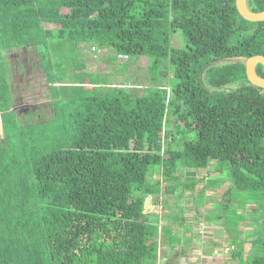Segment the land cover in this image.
Returning <instances> with one entry per match:
<instances>
[{
    "label": "trees",
    "instance_id": "trees-1",
    "mask_svg": "<svg viewBox=\"0 0 264 264\" xmlns=\"http://www.w3.org/2000/svg\"><path fill=\"white\" fill-rule=\"evenodd\" d=\"M94 46L113 61L146 57L145 92L86 72ZM30 48L53 116L25 124L10 78L23 66L15 52ZM252 56H264V21L242 19L235 0H0V264H158L160 241H180L145 211L161 192L149 179L160 169L179 200L198 182L179 170L211 160L227 191L251 196L261 225L247 249L232 238L230 259L264 264V90L246 79Z\"/></svg>",
    "mask_w": 264,
    "mask_h": 264
},
{
    "label": "rangeland",
    "instance_id": "rangeland-1",
    "mask_svg": "<svg viewBox=\"0 0 264 264\" xmlns=\"http://www.w3.org/2000/svg\"><path fill=\"white\" fill-rule=\"evenodd\" d=\"M171 46L174 48L183 46L178 33L173 35ZM84 53L86 72L96 73L99 81L107 82L109 85L105 87H130V89H134L136 88L134 85H137V91L140 94L145 92V77L148 67V59L146 57H130L126 59L118 57L113 61V53L110 49L105 51L96 48V51H92L90 48V52L85 50ZM14 60L23 64L19 70L14 64L12 65L13 75L10 78L14 101L12 109L18 115L20 122L29 124L51 118L53 115L50 105L49 83H47L44 72L39 66V55L33 48H30L24 54L15 52ZM171 71L169 69L163 70V83L166 84L169 81ZM230 87H234V85ZM223 170L219 168L217 162L212 160L204 170L180 169L178 175L181 182L191 177L197 179L198 182L194 191H190L191 193L181 189L177 190L175 195L180 197L179 200L164 192V187L171 188L172 183L163 181L160 169H156L149 179L151 184L154 183L160 186L161 192L157 198H145V211L151 210L150 212L154 214L157 212L156 214L160 216L162 222L168 211L167 207H170V203H172L171 208L176 209V213L172 210L175 214H173V218L181 225L182 234L179 237L171 232V236L180 239V243L182 239H185L186 245H183L184 248L173 249V251L182 254L186 252L188 254L189 249L191 251L196 246L200 247L201 251L199 250L197 258H194L196 254L194 257L193 254L198 252L192 251L190 258L187 260L188 264H236V261L230 259L231 249H237V245H234L232 238L235 237L244 249H247L250 242L261 233V225L254 223V219L257 221L258 216L255 210L253 211L251 207H248L255 205V202L252 203L251 196L244 191H227V189H230V181L227 170L224 168ZM211 192H213L212 196L214 198L212 199L214 200L211 199L212 206L208 207L206 205L211 201L208 198V194H211ZM189 195L193 197L189 199ZM229 199L231 202H229ZM181 200L182 202H180ZM200 207H206L205 210L208 209V212H210L207 216L209 222L224 231L225 238L221 245L217 244L219 235L216 233L221 230H216V228L212 230L209 227L212 233L209 235L206 232L207 228H205L207 227L206 219L201 225H195L197 221L193 219L195 208ZM185 210H187V213H185ZM246 252L248 255H256L260 250L256 246L250 252L248 250ZM160 259L158 264H182L185 261L183 255L179 256L176 254L167 256L165 259L160 254Z\"/></svg>",
    "mask_w": 264,
    "mask_h": 264
},
{
    "label": "crops",
    "instance_id": "crops-1",
    "mask_svg": "<svg viewBox=\"0 0 264 264\" xmlns=\"http://www.w3.org/2000/svg\"><path fill=\"white\" fill-rule=\"evenodd\" d=\"M226 186H228V185H226ZM229 187V186H228ZM228 190V189H227ZM198 191V190H197ZM176 192V191H175ZM213 195V192H211V194H208V198L211 200L212 198H214V196H212ZM174 196H176L175 195V193H174ZM191 195H189V199H191L193 196H191ZM215 196H216V194H215ZM177 197V196H176ZM188 199V200H189ZM212 200H214V199H212ZM212 200L210 201V203H207V205L206 206H208V207H210V206H212ZM180 202H182V200L180 201ZM229 202H231V200L229 199ZM179 204H181V203H179ZM171 205H172V203H170V207H167V212H166V214H165V216H164V219H163V221L161 222V219H160V216H158L156 213L157 212H155V214L153 213V212H150L151 210H149V211H146L147 212V214H149L151 217H154V218H156L155 217V215H157L158 216V218H159V220H158V222H159V225H163V226H165V227H170L171 229H173V231H174V233L176 234V235H178L179 237H181V234H182V227H181V225L180 224H178L177 223V221H176V219L175 218H173V214H174V212H172V210H174L175 211V213H176V209H174V208H171ZM175 206H176V204H174ZM207 207V208H208ZM206 208V207H205ZM205 208H203V207H200V208H195V212H194V221H196L195 222V225H201L203 222H205L206 220V223H207V227H205V228H207V233L210 235V234H212L211 233V229L213 230V229H215L216 228V230H221L219 227H216L215 225H212V223H210L209 221H208V218H207V216L209 215V213L210 212H208V209H206L205 210ZM145 209H146V206H145ZM186 209V208H185ZM202 212H204V214H202ZM185 213H187V210H185ZM175 215V214H174ZM206 219V220H205ZM200 221V222H199ZM211 229H210V228ZM217 233V235H219V237H218V239H219V241H218V245H221V242L224 240V238H225V235L223 234L224 233V231L223 230H221L220 232L218 231V232H216ZM174 239H176L175 237H174ZM176 240H179L180 241V239H176ZM186 245V242H185V239H182L181 240V243H174L173 245H171V244H168L167 242H162V241H160V243H159V255L161 254L162 256H163V259H165L167 256H171L172 254H176V255H183L184 257H185V261L183 262V260H182V264H188L187 262V260L190 258V256H191V253H192V251H196V252H198V253H194L193 254V257H194V255H195V257L194 258H197L198 257V255H199V248L200 247H198V246H196V248L195 249H193V250H191L190 251V249H189V253L187 254L186 252L185 253H177L176 251L174 252L173 251V249H180V248H184V246ZM173 246V247H172ZM201 251V250H200ZM161 260V259H160ZM160 260H159V262H160Z\"/></svg>",
    "mask_w": 264,
    "mask_h": 264
},
{
    "label": "water",
    "instance_id": "water-1",
    "mask_svg": "<svg viewBox=\"0 0 264 264\" xmlns=\"http://www.w3.org/2000/svg\"><path fill=\"white\" fill-rule=\"evenodd\" d=\"M235 6L239 16L245 21L252 23L264 21V10L260 12H251L247 7L246 0H235ZM257 64L264 67V56H252L246 59L245 76L250 85L264 90V78L258 76L255 72Z\"/></svg>",
    "mask_w": 264,
    "mask_h": 264
},
{
    "label": "built area",
    "instance_id": "built-area-1",
    "mask_svg": "<svg viewBox=\"0 0 264 264\" xmlns=\"http://www.w3.org/2000/svg\"><path fill=\"white\" fill-rule=\"evenodd\" d=\"M91 50H92V51H96V48H95V47H91ZM118 57H120V58H125V59L127 58L126 56H118Z\"/></svg>",
    "mask_w": 264,
    "mask_h": 264
}]
</instances>
